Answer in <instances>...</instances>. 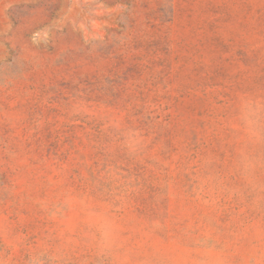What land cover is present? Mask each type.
<instances>
[{"label":"rangeland","instance_id":"1","mask_svg":"<svg viewBox=\"0 0 264 264\" xmlns=\"http://www.w3.org/2000/svg\"><path fill=\"white\" fill-rule=\"evenodd\" d=\"M0 264H264V0H0Z\"/></svg>","mask_w":264,"mask_h":264}]
</instances>
